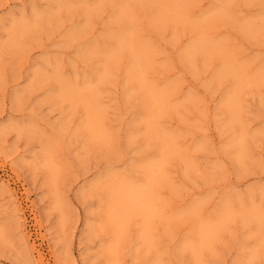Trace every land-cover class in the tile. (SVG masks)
<instances>
[{
	"label": "rangeland",
	"instance_id": "374dc122",
	"mask_svg": "<svg viewBox=\"0 0 264 264\" xmlns=\"http://www.w3.org/2000/svg\"><path fill=\"white\" fill-rule=\"evenodd\" d=\"M0 264H264V0H0Z\"/></svg>",
	"mask_w": 264,
	"mask_h": 264
},
{
	"label": "bare ground",
	"instance_id": "6f19581e",
	"mask_svg": "<svg viewBox=\"0 0 264 264\" xmlns=\"http://www.w3.org/2000/svg\"><path fill=\"white\" fill-rule=\"evenodd\" d=\"M158 98H159V97H156V100H158ZM160 168H161V167H160ZM159 173H160V171H159ZM134 190H135V189H134ZM132 192H134V191H132ZM126 194H127V193H126ZM128 194H129V193H128ZM128 194H127V196H130V195H128ZM135 195L137 196V194H135ZM136 196H135V197H136ZM139 196H140V195H139ZM133 197H134V196H133ZM127 198H128V197H127ZM139 200H140V199H139ZM129 201H131V199H130ZM145 203H146V202H145ZM133 204H134V202H133ZM135 204H136V203H135ZM137 211H138V210H137ZM156 216H157V215H156ZM210 229H211V228H209V227L205 228L204 234H205V233H206V234L211 233Z\"/></svg>",
	"mask_w": 264,
	"mask_h": 264
}]
</instances>
